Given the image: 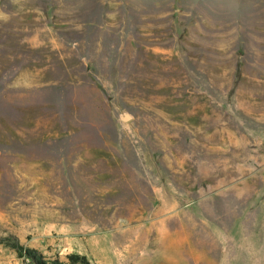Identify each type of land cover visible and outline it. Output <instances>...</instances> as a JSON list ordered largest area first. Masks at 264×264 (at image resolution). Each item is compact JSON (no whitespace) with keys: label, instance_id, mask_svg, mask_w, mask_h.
<instances>
[{"label":"rangeland","instance_id":"374dc122","mask_svg":"<svg viewBox=\"0 0 264 264\" xmlns=\"http://www.w3.org/2000/svg\"><path fill=\"white\" fill-rule=\"evenodd\" d=\"M124 232L264 264V0H0V237L126 264Z\"/></svg>","mask_w":264,"mask_h":264},{"label":"crops","instance_id":"0c3cea01","mask_svg":"<svg viewBox=\"0 0 264 264\" xmlns=\"http://www.w3.org/2000/svg\"><path fill=\"white\" fill-rule=\"evenodd\" d=\"M142 226V225H138ZM157 226V225H155ZM160 230H163L162 225H160ZM156 229H158L156 227ZM62 230V229H61ZM128 233L124 232V236H126ZM160 236H162V233H159ZM66 236H68L67 233H65ZM64 235V236H65ZM111 236V233L109 234ZM98 239H102V236L98 237ZM125 239V246H124V259L126 260V264H161V261L159 260L160 257L158 255L159 248L157 245H147L145 238L142 237V235H136L133 239L131 234H128ZM148 246V247H147ZM99 247V254L103 252L102 249ZM147 251V252H146ZM110 251L109 253H111ZM146 252V253H145ZM96 259V257L94 258ZM191 260L194 261L195 264H206L205 262L202 263L197 258H191ZM100 261V260H99ZM96 263H98L97 260H95ZM166 264H192L190 263V258H188L185 255H180L179 257H169V259L165 260Z\"/></svg>","mask_w":264,"mask_h":264},{"label":"trees","instance_id":"16d2710c","mask_svg":"<svg viewBox=\"0 0 264 264\" xmlns=\"http://www.w3.org/2000/svg\"><path fill=\"white\" fill-rule=\"evenodd\" d=\"M0 245L10 247L17 256L23 257L27 256L33 264H67L65 262H60L59 260H54L52 262H46L42 260L40 255H37L34 250L24 248L14 236L0 237ZM84 256H79L77 254H71L67 256L69 264H83L86 262Z\"/></svg>","mask_w":264,"mask_h":264}]
</instances>
